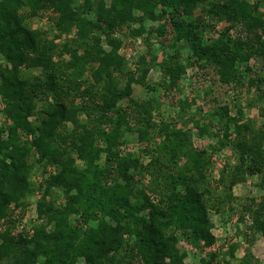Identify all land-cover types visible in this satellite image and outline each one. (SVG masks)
I'll return each instance as SVG.
<instances>
[{
  "label": "trees",
  "instance_id": "trees-1",
  "mask_svg": "<svg viewBox=\"0 0 264 264\" xmlns=\"http://www.w3.org/2000/svg\"><path fill=\"white\" fill-rule=\"evenodd\" d=\"M31 18L50 22L53 33L27 26ZM145 20L157 25L145 30ZM124 28L166 37L168 53L148 46L139 71L125 70L117 36ZM176 44L187 47L184 64ZM0 58V264H183L181 239L206 253L200 264H230L217 260L210 207L249 215L244 238L264 237V122L220 105L215 124L212 116L193 122L215 142L196 145L191 129L154 122L151 98L130 88L137 82L166 96L195 69L190 77L237 93L242 64L250 86L264 83V0H0ZM155 67L161 79L148 86ZM35 68L36 77L21 72ZM254 92L264 101V88ZM130 132L136 149L125 145ZM225 146L234 165L217 168ZM36 165L54 170L37 183V224L16 230L12 210L33 193ZM246 176L260 177L261 194L236 206L230 191ZM53 188L62 192L59 204L46 200ZM236 248L229 242L225 254ZM237 264L258 261L247 249Z\"/></svg>",
  "mask_w": 264,
  "mask_h": 264
},
{
  "label": "rangeland",
  "instance_id": "rangeland-1",
  "mask_svg": "<svg viewBox=\"0 0 264 264\" xmlns=\"http://www.w3.org/2000/svg\"><path fill=\"white\" fill-rule=\"evenodd\" d=\"M76 3L79 5L80 0H76ZM108 3L109 0H105V5H108ZM204 17L209 19L208 16ZM24 23L32 29H39L48 32L49 36L53 33L51 24L47 20L31 18ZM215 23L217 24V22H214V24ZM150 24L155 26L157 25V22H150L148 20L143 21L145 30L149 28ZM137 27V23L131 24V28ZM117 36L122 41L119 52L125 58V70L139 71L138 56L145 53L148 46L150 47L152 54L163 53L164 55L165 53H168V48L163 47L160 44V41L162 40L164 44L168 43L170 40L165 39L166 37L160 38L155 33L150 34L148 39L146 33H143L142 35H132L130 34L129 29L124 28L117 33ZM176 47L180 57L179 62L184 64L188 54L187 47L184 44H176ZM66 58L67 57L64 56V59ZM0 60L2 59L0 58ZM250 63L252 64L253 72H257L260 68L259 59H252ZM244 66L245 65L242 64L239 67L241 71V80L244 86L242 87V90L237 93L233 90L222 89L223 87L218 88L216 85L214 86L206 77L200 75L190 77V75H193V73L196 72L195 69H188L187 74L178 80L177 87L172 90V92H166V96L159 87L155 90L153 88L148 90L147 88H144L145 86L140 85L137 82L131 83L130 88L134 97H138L139 99L151 98L154 107L152 112V120L154 122L159 123L160 121H164L166 123L176 124L183 128H189L192 131V142L196 145L197 143H203L204 146H207L208 143L213 144L215 138L208 133H205L200 137L196 133L193 122L200 117V120H202V118L210 119V116H212L211 113H213L215 109L218 110L220 105L226 104L229 107V115L235 118H237L236 106H239L242 109V115L246 118L251 117L254 125H259L264 122V116L260 115V106H262L264 101L258 98L257 94L254 92L256 85L264 88V83L255 80L250 86L248 77L251 76V73L246 74ZM21 72L24 76L28 77H36V75L40 74L38 68L32 70L22 69ZM137 77L138 75H136V78ZM160 79L161 76L158 72V68L155 67L148 73L144 79V83H147L148 86H152L153 83L160 81ZM200 85H202V89L197 88ZM204 91L205 93H203ZM158 96H160V100H158ZM189 98L193 100H190ZM189 100L191 104L188 107L186 103L183 105L184 101L187 102ZM182 107H184L183 110H181ZM197 108H200L201 111L199 112V110H196ZM78 117L80 122L83 123L85 120L84 114L79 113ZM212 118L213 119L211 120L215 124L218 119L216 116H212ZM70 127L71 125L68 124L67 128ZM126 138L125 145H128L129 148L136 149L139 147L140 144H138L134 132H130ZM214 157H216L215 161L218 162L216 163L217 168L220 167L223 162L228 163L230 166L234 165V158L233 156H230L229 146H225L219 150ZM147 160L148 157L146 156L142 158L144 163L147 162ZM50 170L53 171L54 169H44V167L39 165L34 167L30 177L35 183L33 193L25 198L26 203L21 206L19 211L17 209L12 210L15 217L17 216L14 221V228L16 230L23 227L29 229L32 224H37L36 201L39 195L37 183L39 180L46 179ZM259 181V176H246L244 181L236 183L230 191L233 198L232 203L237 206L239 205V202H244L246 198L257 199L261 194V189L256 186ZM48 199H52L56 204H59L63 201L62 192L57 188H53L51 193L46 197V200ZM209 218L212 223V233L216 237L214 248L218 251L217 260H228L230 264H237L248 249L255 257V260L258 261V264H264V237L258 233H254L252 242H249L244 238V231L247 230L248 225L251 223L249 215L245 214L244 217L240 219L236 212L228 216L227 214L224 215L219 212L217 213L210 207ZM229 242H233L237 245L236 252L232 258H229V256L225 254L226 246ZM177 247L185 251L183 264H200V257L206 255L205 252L199 253L197 250L192 249L185 240L182 239L177 243Z\"/></svg>",
  "mask_w": 264,
  "mask_h": 264
}]
</instances>
